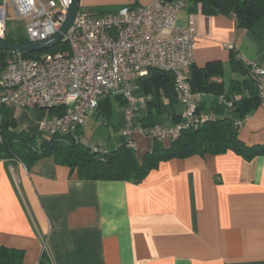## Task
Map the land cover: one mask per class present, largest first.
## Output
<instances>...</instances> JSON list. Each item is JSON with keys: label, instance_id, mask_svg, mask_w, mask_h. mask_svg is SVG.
Masks as SVG:
<instances>
[{"label": "crops", "instance_id": "obj_1", "mask_svg": "<svg viewBox=\"0 0 264 264\" xmlns=\"http://www.w3.org/2000/svg\"><path fill=\"white\" fill-rule=\"evenodd\" d=\"M151 1L80 0V8L98 14ZM189 14L197 27L194 64L218 63L214 66L223 73L224 94L197 93L200 111L233 117L228 97L239 100L256 91L240 56L264 66V39L238 27L235 16L203 13L200 4L185 8L178 26L187 24ZM133 93L139 99L135 126L181 121L184 105L175 96H164L157 110L138 82ZM124 100L115 115L102 109L90 115L79 131L88 145L91 120L102 125L107 120L118 130L111 148L103 150L121 145L127 123ZM11 109L19 129L30 133L46 114L36 110L37 119L30 121L22 109ZM239 133L249 145L264 143L262 104L251 110ZM132 137L139 159L153 149L151 138L139 132ZM160 141L167 147L172 139ZM2 246L23 250L28 264H264V155L248 160L227 151L172 158L138 183L83 180L53 157L29 168L0 159Z\"/></svg>", "mask_w": 264, "mask_h": 264}, {"label": "built area", "instance_id": "obj_2", "mask_svg": "<svg viewBox=\"0 0 264 264\" xmlns=\"http://www.w3.org/2000/svg\"><path fill=\"white\" fill-rule=\"evenodd\" d=\"M191 2L152 0L146 5L126 4L103 15L79 8L72 27L61 41L67 48L46 50L37 58L13 52L5 67H0V104L46 113L62 106V115L48 113L39 119L37 130L48 137L70 134L88 143L79 134L80 128L98 110L102 98L121 95L126 100L124 135L133 148L136 147L134 132L153 141L175 140L183 130L213 121L215 116L199 110L198 95L189 81V70L195 63L194 15H188L184 27L178 26L181 10ZM71 3L72 0H2L0 38L5 39L8 32L10 6L18 17L30 20L26 35L29 42H37L60 31ZM240 58L249 68L264 105V66L245 55ZM154 69L173 75L177 98L184 105L181 121L173 126L134 125L139 111V99L133 93L136 83ZM226 105L233 110L232 100L226 101ZM243 122L237 121L239 125Z\"/></svg>", "mask_w": 264, "mask_h": 264}, {"label": "trees", "instance_id": "obj_3", "mask_svg": "<svg viewBox=\"0 0 264 264\" xmlns=\"http://www.w3.org/2000/svg\"><path fill=\"white\" fill-rule=\"evenodd\" d=\"M197 4L201 5L203 13L209 15L235 16L238 27L250 29L258 38L264 39V0H192L189 7ZM117 9H100L98 14L103 15ZM6 40L17 43L28 42L26 36L14 39L10 38L8 34ZM65 48L67 45L60 42L47 52ZM45 52H23V54L37 58ZM10 57L12 54L8 55L7 51L0 49V67H5ZM216 64L218 63H209L205 68H199L195 64L190 67L189 81L193 92L196 94L202 92L224 94L222 69L220 66H214ZM245 68L256 91L248 98L242 97L237 101L234 96L228 97L234 103L233 117L211 114L215 116L213 121L203 123L196 128L183 130L179 138L172 140L167 147L160 140H155L153 149L146 152L142 159L138 158L136 149L127 144L126 137L119 147L110 150H102L97 146L92 147L70 134H55L51 137H43L38 142L35 134L25 129H19L18 120L11 108L0 104V159L21 161L29 168L42 159L53 157L57 164L68 166L72 171H76L78 177L83 180H125L138 183L151 170L157 168L162 161L172 158L217 155L227 151H233L248 160L258 155H264V143L249 145L241 139L239 133L241 125L237 121L245 120L252 109L262 104L249 68L247 66ZM152 73V76L140 79L138 83L147 93L151 94L150 104L158 110L164 96L177 98V93L171 73L160 69H154ZM113 96L122 99L121 95H107L100 100L98 110L102 109L105 113L112 112ZM124 101L126 104V100ZM63 113L62 106L50 110V114L62 115ZM152 125L155 123L149 122L142 126ZM0 264L28 263L25 261L23 250L2 246L0 247Z\"/></svg>", "mask_w": 264, "mask_h": 264}, {"label": "rangeland", "instance_id": "obj_4", "mask_svg": "<svg viewBox=\"0 0 264 264\" xmlns=\"http://www.w3.org/2000/svg\"><path fill=\"white\" fill-rule=\"evenodd\" d=\"M2 0H0L1 2ZM89 11V10H87ZM185 13V8L181 10L180 16ZM9 19H8V36L10 38H15L19 36H26V25L30 23L29 19H23L17 16V13L14 11L12 6L9 7ZM180 25V23H179ZM112 104H113V115H115L117 112L120 111L122 108L120 104V99L118 97L113 96L112 97ZM36 110L39 109H26L23 110L24 113H26L27 116H29L31 119L30 121H34L38 117V113ZM45 111V110H42ZM17 114H19V111L17 110ZM48 114V113H46ZM20 115V114H19ZM112 115V116H113ZM21 117V116H20ZM102 119V118H101ZM100 119V120H101ZM93 121V120H91ZM89 122L87 133L89 136L90 146L94 147L97 146L99 149H105L111 148L112 142H114L116 139V134H118V130H116L112 124H107V120L105 121V124H99V123H92ZM90 125V126H89ZM33 127V125H32ZM33 134L36 135V139L38 142L43 138L47 137L42 132H39L35 127L32 130ZM116 135V136H115ZM101 145V146H100Z\"/></svg>", "mask_w": 264, "mask_h": 264}, {"label": "water", "instance_id": "obj_5", "mask_svg": "<svg viewBox=\"0 0 264 264\" xmlns=\"http://www.w3.org/2000/svg\"><path fill=\"white\" fill-rule=\"evenodd\" d=\"M79 8L80 0H72L66 20L64 21L60 31L53 37L47 40L25 43L10 42L6 39L0 38V49L7 51L8 55H10L13 52H41L55 47L62 41L64 34H66L68 30L72 27ZM152 75L153 73L151 72L149 76Z\"/></svg>", "mask_w": 264, "mask_h": 264}]
</instances>
